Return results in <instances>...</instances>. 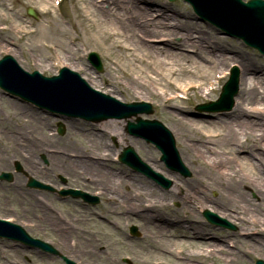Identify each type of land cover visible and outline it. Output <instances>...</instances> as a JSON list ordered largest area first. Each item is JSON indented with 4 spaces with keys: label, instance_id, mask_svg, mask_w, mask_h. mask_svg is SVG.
I'll return each instance as SVG.
<instances>
[{
    "label": "bare ground",
    "instance_id": "6f19581e",
    "mask_svg": "<svg viewBox=\"0 0 264 264\" xmlns=\"http://www.w3.org/2000/svg\"><path fill=\"white\" fill-rule=\"evenodd\" d=\"M147 2L155 1L82 0V3L77 1L75 6L77 17L92 24L87 29L89 39L98 40L99 44L105 45L108 51L107 66L111 77L96 76L92 68L77 56L78 52L73 47L63 48L66 53H63L57 66L82 73L90 87H99V89L107 90L106 93L112 91L124 94L130 91L132 93L130 97L145 99L146 97H159L158 100L172 117L171 122L174 124L172 130L180 141L179 156L181 161L198 168V170L193 169L192 171L198 179L183 182L186 187L182 185L184 190H181L176 181L177 192H166L158 191L152 183L145 182L143 178L133 173L127 175V171L103 168L102 152L111 146L107 137H112L111 142L116 145L143 149L148 159L156 161L154 153L150 149H146L143 143L125 137V134L121 132L127 123L137 118L135 115L122 117L119 121L112 120L111 117H108V114L113 111L112 106L109 105L99 115L101 124H89L73 116L62 117L57 114L48 116V113H43L38 106L34 108L19 104L18 101L10 100L3 94L0 103L14 109L13 118L16 124L21 123V126L33 131L29 130L30 135L23 136L22 130H9V127L6 126L7 121L2 122L0 131L7 133L10 139H7L9 143L6 144L0 142V171L5 158L8 159L7 155L12 151L14 153L12 159L21 160L25 170L34 178L50 177L54 176L56 172H62L66 177L78 180L88 179V184L102 186L104 192L101 195L108 197L105 214L117 217L112 221L114 229L117 227L116 231L119 229L124 235L125 228L122 226V221L138 223L142 230V237L138 240L131 238H124V240L130 247L141 244L145 253L147 251L151 253L150 250L156 249L164 251L163 253L166 252L169 256L174 257V264H199L201 257L206 263L214 256L225 264H243L245 261L243 250L238 249V251L232 252L223 248V242H221L223 239L218 238L217 230L210 224L201 219L186 216V219H190V223L187 224L179 216L180 211L170 210L164 201L168 196L176 200L181 194L182 208H185L186 205L191 207L190 203L193 200L195 201L193 205L199 203L205 206V203H210L224 217L244 224L248 229H245L243 235L251 238L250 242L263 243V236L257 232L256 235H252V233L264 223V181L263 177L255 176L256 173L252 170L256 168L264 170V76H260V74L255 76L260 69L257 63L227 47L225 41L218 37L213 30L200 27L193 21L194 16L191 14H183L168 4L158 3L157 7V4L152 6ZM48 6L49 3L45 2V9ZM48 12L50 11L48 10ZM1 20L5 21L6 19L2 18ZM59 29L58 27L56 30L59 31ZM35 33L37 32L28 31L21 25L12 26L11 29L3 27L0 28V40L12 47L16 42L11 39V36L19 34L18 38L22 40L27 36H36ZM177 37L180 39L175 42ZM154 38H156L155 42ZM77 40L79 38L73 42L75 43ZM199 50L198 58H207L206 65L202 63L203 61L197 60L196 54L193 56L189 53ZM10 52H14V50H10ZM226 53L234 54L237 57L235 60L239 63V67H236L238 77L235 80L238 92L234 98L233 109L228 113L218 114L213 119L214 121L208 123L211 125V129L208 130L202 120L191 116V110L186 104L192 94L198 96L204 86L211 83L210 79L216 78L217 66L213 61L217 59L220 65L224 64L228 61ZM47 65L43 61L42 70L50 72L51 68ZM231 75L232 72L223 88L232 79ZM101 83L103 84L101 85ZM157 85L162 87L160 96H158ZM170 91H179L183 95L175 93V95H170ZM211 91L213 89L203 92L209 96ZM221 95L222 93L216 101L206 104L218 102L221 100ZM57 120H62L63 125L61 124V126L67 127L69 136H76L84 131L90 141V147L93 148L94 155L98 159L95 160L90 155H86L84 150L73 151L74 155L71 156L68 154V150L63 149L59 150L58 154H47L48 164L45 167L47 169L42 170L41 165L38 166V162H36V157L33 159L31 155H27L28 146L25 143L27 140L28 142L36 140L35 136L39 135L41 139L37 142V146H39L37 150L40 152L44 151L43 146L46 144L56 143L59 138L47 137L43 133L38 134L36 130L51 125ZM215 125L221 126V129H212L216 127ZM217 138H221V140H217ZM214 142H219L221 145V158L211 156L213 149L210 144ZM242 149L246 151L249 158H259L260 163L256 164L251 160L250 164L241 162L242 165L239 166L238 163L242 159L236 155V151ZM235 165L241 167L240 171L242 172L237 171ZM149 166L157 170L156 167ZM126 177L128 180H125ZM204 178L210 180L211 188H216L217 183L220 187H224L223 192L217 198H211L201 187L196 186L195 183H199L200 179L201 183H204ZM127 181L138 185L132 188L133 186H130ZM24 182V179L17 177L9 185L0 184V191L17 201L27 202L26 206L28 202H36L43 208L48 207L55 210L50 196L24 188ZM123 182L124 189H129L126 194H121L122 190L119 188ZM87 187L89 188V186ZM245 187H252L259 195V208H255L257 210L250 208L247 195L242 192ZM182 191H184V195ZM193 193L198 196H194ZM3 197L8 196L4 195ZM146 198H150V200H146ZM55 212L44 211L42 213L41 211L40 215L34 213L33 217H38V220H42L41 217H43L44 220L41 223L51 227L60 236L73 235L72 248L68 249L65 245L62 246V250L70 254L71 260L79 255L80 264H95L103 255V252L97 251L103 247V241L97 239V234L94 231L91 233V230L87 231L86 228L79 225L80 221H86L87 213H85L84 219L71 222L66 221L60 215H55ZM249 214L252 215L249 216ZM89 216L98 217L96 214ZM178 230H184L185 233H177ZM184 241L188 242L184 244ZM1 243L3 247L0 249H11L8 253L10 258L12 255L15 257V262L13 261L15 264L21 263V259L26 255H32L30 264H37L46 257L40 255L35 249L27 250L22 246ZM164 245L166 248L171 245V249L165 251ZM173 247L180 249L174 253ZM205 247L207 249L204 250ZM215 252L220 256L214 254ZM143 262L147 263L148 260Z\"/></svg>",
    "mask_w": 264,
    "mask_h": 264
},
{
    "label": "rangeland",
    "instance_id": "374dc122",
    "mask_svg": "<svg viewBox=\"0 0 264 264\" xmlns=\"http://www.w3.org/2000/svg\"><path fill=\"white\" fill-rule=\"evenodd\" d=\"M79 1L82 3V0H0V18L6 19L1 20L0 19V28H9L11 29L12 26H18L21 25L25 28H27L28 31H35L36 36L30 37L27 36L23 38L22 40H19V34L11 36V39H13L14 42H16L15 45L7 46L5 42L0 40V59L4 58L5 56H12L17 63L27 72L33 73L34 71L39 72L41 75L45 77H53L59 73V70L61 67H58V61L59 59L63 56V53H66L63 51L64 47H73L74 50H77V56L82 58V62L85 64H88L94 72V74L98 77L103 78L104 76L106 78H110L111 75L108 72V51L105 48V45L99 44L100 42L98 40H90L89 35L87 33V29L89 26L92 24L89 22L82 21V19L78 18L75 13V6L76 2ZM155 2H147L148 5L156 6L158 7V3H164L170 5L173 9L183 13V14H191L194 16L193 21L198 24L200 27L209 28L210 30H213L218 37H220L222 40L225 41V44L227 47L230 49L235 50L239 54H243L247 57H249L251 60H253L257 65L260 67L259 71L255 76H264V56L260 54L257 50L248 47L243 41L233 38L229 35H226L222 29H219L218 27L212 25L211 23L204 21L192 8L191 4H189L186 0H154ZM245 2L249 0H243ZM45 2L49 3L48 8L45 9L44 5ZM59 3V4H58ZM32 7L38 14V19H34L33 17L29 16L27 14V8ZM48 10L50 12H48ZM93 11V9H92ZM182 18V17H181ZM183 20V19H180ZM60 28L59 31L56 30L57 28ZM107 27V26H105ZM64 29V31H63ZM79 38L77 42H73V40ZM156 38H154V42ZM180 38H176L174 41L178 42ZM42 45V46H41ZM102 46V48H101ZM10 48V49H9ZM10 50H14V52H10ZM97 53V55L100 58L101 64L103 66L102 71H98L96 67L93 65V63L88 59V56L90 53ZM199 52V53H198ZM193 54V56L196 54L197 55V60L199 62H202L204 65L208 62L207 58L205 59H200L198 58V55L200 54V50L197 52L191 51L189 52ZM118 54V53H117ZM226 56L228 57V61L225 62L224 64L220 65L219 60L214 59V63H216V78L215 79H210L211 85L208 84L207 86L205 85L204 88L201 90V93L198 96H194L192 94L190 96V100L187 101V107L190 108L191 110V116L195 118H199V120L203 121V124L207 126L208 130L211 129V125L208 124L211 121H214L215 117L218 114L221 113H228L230 112L233 107L230 110H225V111H219V112H210V111H202L199 110L198 107L200 105L206 104L210 101H216L222 91V88L224 84L228 81L230 71L233 66L239 67V63L235 60L237 57L234 56L232 53H226ZM233 57V58H231ZM45 61L51 68V71H43L42 70V63ZM219 63V64H218ZM47 65V66H48ZM238 65V66H237ZM210 66V65H209ZM215 69V67H214ZM213 69V72H214ZM70 70V69H69ZM72 71V70H70ZM218 71V72H217ZM76 73L81 80H83L87 86L90 87V84H88L87 80L85 79L86 77L82 73H78L76 70L73 71ZM186 80L188 78H185ZM122 82V81H120ZM103 83H101L102 85ZM157 93L158 96H160L162 92V87L157 85ZM94 91L100 92L102 94H105L106 96H109L115 100H118L121 103L125 104H131L134 102H140V101H145L149 103L152 108H153V113L150 115H141V119H148V120H158L160 123H162L173 135V138L176 143V147L178 152L180 153V141L179 139L174 135L172 130L174 128V124L171 122L172 117L168 114L167 110L165 107L162 106V103L158 100L159 97H146V95H143L146 97H130L132 93L130 91H127L124 94H119V93H114L111 91V93H106L107 90L104 89H99V87L94 88L91 87ZM211 91V94L207 96L203 91L207 90ZM111 90V89H110ZM182 94L181 92H172L170 91V95H175V94ZM6 96L10 100H15L18 101L19 104H24L27 106H32L36 107L34 103L31 101L27 102L26 100H23L21 97L15 95V94H9V92L4 91L0 88V100L1 96ZM183 95V94H182ZM185 97V95H184ZM143 99V100H142ZM106 102V101H105ZM109 105H111L114 109L119 108L118 105L111 103L107 101ZM40 110L42 107H38ZM43 111V110H42ZM43 113H45L43 111ZM51 113V112H50ZM15 114L14 109L11 106L1 104L0 103V130L2 129V122L7 121L6 126L9 127V130H22L21 134L24 135H30L28 131H33L29 128H26L25 126H21V123L18 125L16 124V121L14 120L13 116ZM47 114V113H46ZM48 116H53L47 114ZM78 120L89 123V124H101V122H95V121H86L83 118H78ZM112 120L119 121V119L112 118ZM131 122L135 123L136 119L131 120ZM62 124V120H57L51 125H48L43 128L37 129L38 134H42L47 136V137H55L56 143H49L43 146L44 151L40 152L37 150L39 146H37V142L41 139L39 135H36L35 138L36 140H31V142L25 143L28 146L27 150V155H31L33 159L36 157V162H38V166L41 165L42 170L47 167V154H58L57 152H60L61 150L65 149L68 150L69 155H74L73 151L79 150V151H86V155H90L91 157L98 159L94 155V150L93 148L90 147V141L85 135V132L82 131L76 136H69V132L66 126H63L64 133L57 134L59 131L60 127L59 125ZM4 125V123H3ZM215 128H212L214 130H220L221 126L215 125ZM128 123L125 125V128L121 131L122 133L125 134V137H128L129 139H132L134 141H140L143 143V145L146 147V149H150L154 153V157L156 161H152L148 159V156L144 153L143 149H135L132 146H129L137 153L141 161H143L154 173H157L161 176V181L160 183L147 177L146 175L137 172L133 170V168L120 163L119 161H116L114 156H119L125 147L121 145H116L112 141V137H107V140L110 142L111 146L106 149V151L102 152V157L103 158V168H109V170H114V171H127V175L129 173H133L135 175H138L139 177L143 178L145 182H150L152 183L158 191H173L177 192L176 189V181L178 182L179 186L181 187V190L185 189L186 187L184 186L183 182L185 181H192L193 179H198L192 172L194 170H198V168L194 167L191 164H184L183 166L187 170L188 174H184L181 171H178L176 169H172L166 165L165 162L161 160L162 153L160 152L157 147L151 143H148L146 140L143 138L133 136L131 135L128 131ZM17 131V132H18ZM208 134L207 132H205ZM71 137V139H70ZM10 136L7 133H2L0 131V142L3 144L9 143ZM28 139V138H27ZM217 140H221L217 138ZM26 141V140H25ZM212 147V154L211 156L214 158H217L219 156L220 158L222 157L221 155V145L219 142H214L210 144ZM128 148V147H127ZM60 150V151H59ZM67 152V151H66ZM237 156L240 157L242 160L239 161V166L242 165V163L245 164H250L249 162H254V163H260L259 158H252L248 157L247 153L244 149L236 151ZM67 154V155H68ZM14 156V153L12 151L9 152L7 155L5 161L3 163V167L0 171H6V173H12L13 175L15 174V179L17 177L24 179L25 182L23 183V187L31 190L33 192H38L42 193L44 195L50 196L52 198V203H54L55 210L53 211L50 208H43L39 203L36 202H28V205L26 206L25 201H17L7 194H2L3 192L0 191V219H6L8 216H11V218H15L13 220V223L21 226L24 228L26 233L33 239H38L41 240L48 245H50L53 249H55L56 253H47L44 252L41 249L37 248H30L26 246L25 244L15 241V240H10L6 238H0V248L3 247L4 243H8L11 246H22L25 247L24 249L31 250L35 249L36 252L40 253V255H45L46 257L43 259V261L38 262L37 264H66V259L71 260L70 254L64 252L62 250V246L65 245L66 248L70 249L72 248V239L73 235H65V236H60L54 231L51 227L49 226H44L41 222L44 220L43 217L42 220H38V217L34 218L33 215L34 213L40 215V212L42 213L45 211L47 213L50 212H55V215H60L66 221H80L81 219H84L85 213H87L86 216V221L84 220L83 222L80 221L79 225L81 227L86 228L87 231L91 230V233L94 231L97 234V239L102 240L103 244L101 248L97 249L100 252H103V255L98 259V261L95 264H155V263H160V264H174L175 259L172 256H169L168 254L163 253L161 250L159 251L158 249L156 250H150V252H144L140 246H133L130 247L126 245L124 238H131L133 240H138L142 237V230L140 228V225L138 223L134 222H128V221H122V226L125 228V234H123L122 231H116L114 229V226L112 225L113 219H116L117 217H114L113 215L110 214H105L107 212V202L106 200L108 197L105 195H101L98 198V202L96 204H92L89 201L83 200L81 197H72V196H67L66 199L62 198L60 196V191L59 188L63 187L65 189H70V188H77V189H82L83 192L87 193L89 197L94 196L95 190H103L100 185H91L90 183L88 184V179L83 180L81 179H74V178H69L66 177L62 172H56L54 176L50 177H45V178H34L35 180L41 182V183H48L50 187L52 188V191H47V190H37V189H31L28 187L27 183L29 181V174L25 170V166L23 162L19 159L14 160L12 159ZM228 157V156H227ZM115 159V160H114ZM14 160V161H13ZM19 160V161H18ZM246 160V161H245ZM242 162V163H241ZM16 163L19 164L21 167V172H17L18 167H16ZM10 166H9V165ZM152 165L156 167L157 170L152 169L149 165ZM235 165V169L239 172L241 167ZM6 167V168H5ZM47 169V168H45ZM253 172L256 173L255 176L258 177H263L264 181V170L262 168H256L252 170ZM245 173V172H244ZM32 177V176H31ZM37 177V176H36ZM128 177H126L125 180ZM178 178V179H176ZM42 179V180H41ZM207 178H204V183H201V179L199 180V183H195L196 186L201 187L203 191H205L211 198H217L221 192H223L224 187H220V185L217 183L216 188H211L210 187V180H206ZM181 180V181H180ZM14 182V181H13ZM129 182L130 186H133L132 188H135L138 184L132 183V181H127ZM12 182H7V181H0V184L3 185H9ZM169 183V184H168ZM185 187H183V186ZM89 186V188L87 187ZM124 182L119 185V188L122 190L121 194H126L129 192V189H124ZM104 191V190H103ZM183 195H184V191ZM191 192H194V190H191ZM248 198L250 208L257 210L255 208L258 207V203L260 201V197L257 194V192L252 188V187H245L243 191ZM194 196H198L196 193H193ZM4 195L8 197H3ZM108 196V194H107ZM180 197L178 199H171V196H168L166 201H164L167 204V207L170 210H179V216L182 218V220L189 224L191 217L201 219L202 221H205L206 223L210 224L213 228L217 230V236L223 242L222 247L230 250L232 252L238 251V249L243 250L244 256H245V261L243 264H255L257 260H261L264 262V223L257 229L254 230L252 235H256V232L263 236V243H253L250 242L251 238H248V236L245 237L243 235V232L245 229H248L245 227L244 224L241 222L234 220V219H228L224 217L220 212L217 211V209L213 208V205L210 203H205V206H202L201 204H195V201L193 200L192 203H190L191 207L185 206L183 207V202L181 201V194H179ZM177 197V196H176ZM55 200V201H54ZM146 200H150V198H146ZM51 204V203H49ZM52 210V211H51ZM253 212H256L254 211ZM208 211L212 214L216 215V223H210L206 218H205V212ZM84 212V213H83ZM96 214L98 217H91L89 215ZM193 214V216H192ZM252 214H249L251 216ZM82 216V217H81ZM189 218H185V217ZM249 216H247L249 218ZM193 219V218H192ZM227 225H230L233 227L231 228H225ZM137 228V232L135 235H132V229ZM183 232L185 233L184 230H178L177 233ZM250 232V229H249ZM71 239V242L69 240ZM241 240V241H240ZM64 242V243H63ZM188 242V241H187ZM187 242L184 241V244ZM165 246V245H164ZM185 246V245H184ZM27 247V248H26ZM29 248V249H28ZM165 251H168L171 249V245L169 248L163 247ZM174 253H177L180 248L178 247H173L172 248ZM204 250L207 249L206 247L203 248ZM9 248H4L0 249V264H15V257L12 255L10 258V252ZM35 252V253H36ZM142 252L143 254H141ZM162 252V253H161ZM9 256H8V255ZM214 254H217L220 256L217 252ZM32 255H26L21 259V263L19 264H30L32 260ZM80 256L75 257V259L71 260L75 264H80L79 260ZM148 260L147 263H144L143 261ZM219 258L214 256L213 258H210L205 261L200 258V263L199 264H225L221 260H218ZM14 261V262H13ZM137 261V262H135ZM230 264V263H229Z\"/></svg>",
    "mask_w": 264,
    "mask_h": 264
},
{
    "label": "water",
    "instance_id": "95a60500",
    "mask_svg": "<svg viewBox=\"0 0 264 264\" xmlns=\"http://www.w3.org/2000/svg\"><path fill=\"white\" fill-rule=\"evenodd\" d=\"M193 6L194 11L201 16L204 21L220 27L227 35L243 40L248 46L259 50L264 55V0H186ZM28 14L37 18V14L28 9ZM90 60L98 71H102L103 66L96 53H91ZM60 77H43L38 72L29 74L23 71L15 60L7 56L0 60V87L9 93L21 94L27 100H33L37 104L52 112H61L72 116H82L91 121H99V115L106 108L104 102L94 98L87 85L79 79L76 73L63 69ZM66 74L76 76L79 81L69 83ZM232 79L223 88L221 100L211 102L198 107L205 111H225L230 110L234 105V98L237 95L238 87L236 78L238 69L232 71ZM89 90V91H88ZM95 93V91H94ZM105 99V95H101ZM106 99L118 105V109L110 112L108 117L120 119L125 116L153 113V108L148 103L123 104L111 97ZM46 104V105H44ZM130 134L145 139L148 143H153L163 153L162 160L168 167L188 174L181 162L176 143L171 132L157 120L137 119V123H129ZM64 133V129H60ZM121 161L132 167L135 171L147 175L149 178L160 183L161 176L154 173L132 148H127L122 154ZM11 174L2 173L1 179L11 180ZM169 184V183H168ZM30 187L46 188L43 184L32 180ZM206 219L211 223H216V215L208 211L205 212ZM226 227L232 228L226 224ZM136 229H134V232ZM9 237L40 247L45 251L55 252L47 243L29 238L23 229L0 220V237ZM68 264H75L67 260ZM256 264H264L258 260Z\"/></svg>",
    "mask_w": 264,
    "mask_h": 264
}]
</instances>
